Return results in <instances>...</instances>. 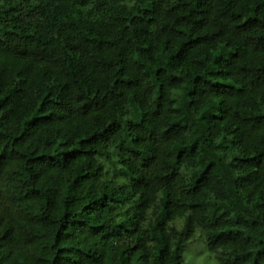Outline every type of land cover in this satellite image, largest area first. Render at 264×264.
Here are the masks:
<instances>
[{
  "label": "trees",
  "instance_id": "16d2710c",
  "mask_svg": "<svg viewBox=\"0 0 264 264\" xmlns=\"http://www.w3.org/2000/svg\"><path fill=\"white\" fill-rule=\"evenodd\" d=\"M197 228L264 264V0H0V264H186Z\"/></svg>",
  "mask_w": 264,
  "mask_h": 264
},
{
  "label": "rangeland",
  "instance_id": "374dc122",
  "mask_svg": "<svg viewBox=\"0 0 264 264\" xmlns=\"http://www.w3.org/2000/svg\"><path fill=\"white\" fill-rule=\"evenodd\" d=\"M112 154V161H105L106 168L119 169L118 159L120 157V148L118 145H113L110 148ZM116 174L112 173L111 178ZM117 179L121 183H127V179L122 175H117ZM185 260L186 264H216L213 259V254L208 250L206 246V237L204 232L197 228L193 238L185 249Z\"/></svg>",
  "mask_w": 264,
  "mask_h": 264
}]
</instances>
